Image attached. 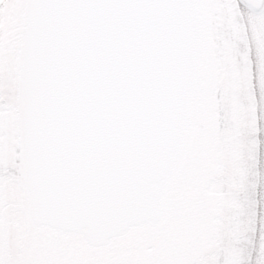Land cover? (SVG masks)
I'll use <instances>...</instances> for the list:
<instances>
[{"label": "snow or ice", "instance_id": "1", "mask_svg": "<svg viewBox=\"0 0 264 264\" xmlns=\"http://www.w3.org/2000/svg\"><path fill=\"white\" fill-rule=\"evenodd\" d=\"M0 264H264V0H0Z\"/></svg>", "mask_w": 264, "mask_h": 264}]
</instances>
